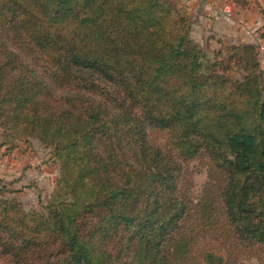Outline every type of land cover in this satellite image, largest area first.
Returning a JSON list of instances; mask_svg holds the SVG:
<instances>
[{
    "label": "trees",
    "instance_id": "trees-1",
    "mask_svg": "<svg viewBox=\"0 0 264 264\" xmlns=\"http://www.w3.org/2000/svg\"><path fill=\"white\" fill-rule=\"evenodd\" d=\"M192 27L173 0H0L2 145L36 138L61 166L44 211L0 194V264H235L239 243L264 249L259 52L219 39L208 56ZM201 153L218 185L194 202L180 159Z\"/></svg>",
    "mask_w": 264,
    "mask_h": 264
},
{
    "label": "rangeland",
    "instance_id": "rangeland-1",
    "mask_svg": "<svg viewBox=\"0 0 264 264\" xmlns=\"http://www.w3.org/2000/svg\"><path fill=\"white\" fill-rule=\"evenodd\" d=\"M173 1L187 6L186 0ZM194 21L195 19L193 24ZM191 38L201 45L208 56H212L214 49L220 47V43L210 42L196 30L191 34ZM257 50L260 65L264 69V50L261 47H257ZM148 140L160 146L165 152H170L165 132L148 129ZM3 141L0 128V187H5L0 194L7 199H17L26 210L44 211L43 207L49 201L56 181L61 176L60 164L49 159V150L36 138L29 139L28 143L17 141L18 147L14 148L11 147L12 141L2 145ZM180 163L182 169L178 179L179 188L194 202L212 186L217 187L218 183L215 181L217 175L206 154L201 153L189 160L180 159ZM216 243V240L202 239L198 248ZM228 258L229 262L235 264H264V249L241 242L233 247Z\"/></svg>",
    "mask_w": 264,
    "mask_h": 264
},
{
    "label": "crops",
    "instance_id": "crops-1",
    "mask_svg": "<svg viewBox=\"0 0 264 264\" xmlns=\"http://www.w3.org/2000/svg\"><path fill=\"white\" fill-rule=\"evenodd\" d=\"M186 4L195 19L191 34L196 30L210 42L249 43L264 50V0H186ZM226 4L232 7V16L212 15Z\"/></svg>",
    "mask_w": 264,
    "mask_h": 264
},
{
    "label": "built area",
    "instance_id": "built-area-1",
    "mask_svg": "<svg viewBox=\"0 0 264 264\" xmlns=\"http://www.w3.org/2000/svg\"><path fill=\"white\" fill-rule=\"evenodd\" d=\"M220 14L227 15V16H232L233 15V10L230 4H226L225 6L216 9V11L212 14L213 16H218ZM242 27H246V23L244 21L239 22ZM261 47V46H260Z\"/></svg>",
    "mask_w": 264,
    "mask_h": 264
}]
</instances>
